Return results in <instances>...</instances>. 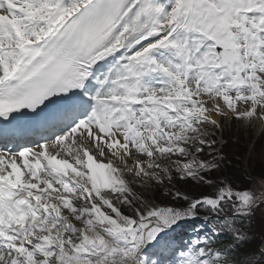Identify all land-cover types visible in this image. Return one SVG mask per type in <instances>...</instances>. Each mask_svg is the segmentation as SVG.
I'll list each match as a JSON object with an SVG mask.
<instances>
[{
    "label": "rangeland",
    "instance_id": "374dc122",
    "mask_svg": "<svg viewBox=\"0 0 264 264\" xmlns=\"http://www.w3.org/2000/svg\"><path fill=\"white\" fill-rule=\"evenodd\" d=\"M126 66H129L128 61ZM137 80L139 81V79ZM189 82L186 83V87H188ZM131 85L142 87L140 81L139 85L129 82V86ZM177 93L182 92L177 91ZM243 110L246 109L243 108ZM209 112L211 116H213L212 114L215 115L218 120L217 123L212 121V123L200 125L199 122H194L192 129L185 130V134L188 136L186 141L183 142L186 146V156L196 161V154L199 153L200 149H203L200 159L205 162V165L212 167L211 169H202L204 163L198 162L195 167L196 172L201 169V173L198 172V176L190 179L194 184H200V181L204 182V186H208L206 195L198 196L202 198H192V196L185 193L183 188L177 185L179 181L183 180L182 177L186 178V171H183L181 167L175 166L172 154L171 157L168 155L160 157V160L155 162L150 169L149 167L153 164V161L150 156H146V162L143 163V166H141L142 163L140 164L143 169L140 172L137 168L134 170V165L142 154L138 151H130L127 156L113 158L116 163L111 164L110 171L112 174L110 175H114L111 179H113V184L118 191L116 193L105 192V200H108L109 203H102L96 200L94 202L93 200L92 207L97 211L96 206H98L104 215V217L100 216L98 223L102 222L108 228H112L118 223H124L126 227L133 223L144 224L153 217L161 219L164 224L170 226L178 217L194 212L201 213V209H204L207 214L215 211L221 217L219 225L221 232L229 233L230 228H232L231 234L236 236L238 241L240 239L246 240L248 237L246 246L252 244L253 251L248 252L254 254V264H264V260L259 258V256H263L259 244L264 240V125L257 117L236 120L228 116V114L215 113L213 107L209 109ZM167 123L168 120L164 121L163 126ZM126 132L129 131L126 130ZM224 145L225 147H223ZM237 151L244 153L242 164L245 167H249V174L242 179L241 183L234 182L235 186L232 189L230 185H226V182L221 184L222 181L220 180L214 183L206 180L210 172H216V164L222 160L221 152L229 153L232 156ZM153 154L155 153L153 152ZM132 157H137L138 159L132 160ZM144 158L145 156L143 155V160ZM183 163L187 164V162ZM213 168L214 170L211 171ZM75 172L78 173L75 175ZM203 172H206V177L202 176ZM83 173H85L84 166L81 163H77L72 172L75 177L70 181L68 198L70 202L77 206L72 213H69L73 222L83 225L86 229L87 227H93L97 223V217L93 215L89 208L84 189L79 181L80 175ZM260 200H263V202L255 205ZM59 205L67 213L73 209L71 205L66 206L63 203H59ZM199 205H201V208H197ZM87 208L90 210L89 213L87 211L80 213L81 210ZM223 214L231 215L232 218H226ZM233 218H239V220H234ZM104 220L108 223H105ZM193 228H199V226ZM67 229L69 230V228ZM196 233L200 234L197 237H207L206 234L200 231H196ZM160 234L157 232L148 241V243L150 242L148 245L151 246L154 238L160 236ZM90 236L92 237L93 245L95 238L93 235ZM69 239L71 240V238ZM189 241H191V244L188 243ZM173 242L175 248L163 264H204L203 255L207 256L208 251L206 245H199L195 237L177 241L174 237L168 238L166 245L157 249L160 252L155 257L157 259L152 261L153 264L160 262V257L169 251V247H172ZM44 243L50 247L57 245V242L53 241V239L52 241L44 240ZM223 243H226L227 246L229 245L227 241ZM100 245L108 246L106 243ZM126 245L125 248L127 249H136L135 246L126 247ZM239 247L240 245L238 244ZM87 250H90V248L82 249L81 251L85 252ZM186 252L188 253V258H186ZM125 253H128L127 250ZM224 253L229 254V252ZM134 255L137 254L134 253L133 256H130L131 260ZM49 261L53 264V259ZM60 263L66 264L67 262L60 261ZM125 263L127 262H121V264ZM212 264H220V257L215 256ZM223 264H233V261L226 256ZM242 264H247L244 257Z\"/></svg>",
    "mask_w": 264,
    "mask_h": 264
},
{
    "label": "bare ground",
    "instance_id": "6f19581e",
    "mask_svg": "<svg viewBox=\"0 0 264 264\" xmlns=\"http://www.w3.org/2000/svg\"><path fill=\"white\" fill-rule=\"evenodd\" d=\"M88 1V0H86ZM139 5L130 15L127 24L124 26V29L121 33L117 35V39L114 42V46H117L118 54L121 55L123 58H125L126 62L128 61L129 66H131L136 58L137 55L149 48H151L155 43H157L158 39L160 37H163L167 34V31L169 30V18H167L168 13L175 8L177 5L180 4L181 0H164L162 4H159L157 0H136ZM42 0H24L22 3V6L20 9L23 12L22 16H16L10 14L8 11H6L4 8L0 9V45L4 47L3 53L0 55V71L4 75H8L12 68L15 66L18 58H17V48L22 43L23 39H34L37 36L42 37L43 35H46L49 31L53 29V25L56 23H61L63 19L66 17V6H62V8L57 11L56 7H52L49 3L47 6L43 9L41 7ZM80 2H76L74 4L75 8H78ZM19 7H13V9H18ZM33 8H42L43 13L45 15H48L50 18V25L47 29L43 28V25H46V21L41 20V23H37L36 21L30 20L28 18V14ZM143 23L144 24V30L138 29V24ZM11 27H15L16 31L12 32L10 31ZM143 31H146V34H143ZM126 53V56L124 54ZM109 65V64H106ZM105 67V65H102L101 67L97 68V76H101L103 74L102 69ZM122 67L125 69L128 66H126V63L122 65ZM131 76V74H128L124 77ZM264 80V78H263ZM131 84L139 85V81L135 79L131 82ZM129 87L128 83L121 82L120 88L121 91L124 92ZM133 95L126 94L122 97V100L125 102H128L130 100H133ZM216 97H211L210 102L215 103ZM209 117L211 118V121H214L217 123V118L213 117L209 114ZM130 131L129 129H127ZM50 133L54 134V131H51ZM116 131L111 130L109 131V135L115 136ZM98 134L95 133H89L86 136H97ZM64 136H60V138H63ZM116 141L119 145L124 143V138L120 135H116ZM42 149H46V147L38 145ZM56 146H53L50 150L46 151L42 154V156L38 159L36 157H32L33 160V166H32V172L43 181L44 184L47 182L50 183V181H47L45 174L43 172V168L45 166V163H51L52 161V150ZM26 149V148H25ZM34 148H27L23 152H21V148H15L11 147L10 150L7 152L11 158L16 157H28ZM110 161H108L105 165L106 170L109 174H112L110 169L112 167V161L115 162V160L111 157H108L109 155H105ZM36 159V160H35ZM132 160L138 159L137 157H132ZM9 164L5 161H0V172H4L8 169ZM10 171L16 176L19 173V170L17 167L10 168ZM40 196V202L42 203V208H46L47 211L43 212V217L46 219V221L40 226V223L37 224L31 223L27 226V233L35 232V234H40L41 236H44L45 241H56L59 240V242H65L66 238H71V240H83L85 243L90 245V249H93V251H97V253H110L111 248L106 245H99V247H94L92 245V237L90 235L91 232L87 231L83 227V225H78L76 222H73L70 214H64L65 224L67 228H69L70 233L59 235L57 230V215L59 214L57 211V208L55 204L53 203L52 199L49 198L46 194H43L41 192L38 193ZM145 223L143 226V229L150 228V224ZM113 228L121 229V228H127L124 223H118L115 224ZM43 230H46V235H43ZM74 232V233H73ZM26 234V233H25ZM63 239V240H60ZM9 246V245H8ZM12 247L16 248V250L22 255L24 253V249H21L20 241L17 239L14 244H12ZM136 255H134L133 258H135ZM15 264H23L16 262Z\"/></svg>",
    "mask_w": 264,
    "mask_h": 264
},
{
    "label": "trees",
    "instance_id": "16d2710c",
    "mask_svg": "<svg viewBox=\"0 0 264 264\" xmlns=\"http://www.w3.org/2000/svg\"><path fill=\"white\" fill-rule=\"evenodd\" d=\"M223 147H225V145ZM220 155L222 156V160L217 163L216 172L212 170L213 172H210V174H208L207 177H206V173H204L203 176L206 177V180L211 181V183H214L215 181H219V180L222 181L221 184H224V182H226V185H230L233 189V187L235 186L234 182L238 184L241 183L242 179L248 176L249 174V167H245L242 164L243 162L242 157L244 153L237 151L234 152L232 156H230L229 153L221 152ZM177 185L183 188L185 193L192 196V198L194 197L202 198L198 196H204L207 194L208 191V186L207 185L204 186V182L202 181H200V184H194L191 182L190 179H183L182 181H179ZM252 248H253L252 244L247 246L244 245L242 247V251L252 252L253 251Z\"/></svg>",
    "mask_w": 264,
    "mask_h": 264
},
{
    "label": "water",
    "instance_id": "95a60500",
    "mask_svg": "<svg viewBox=\"0 0 264 264\" xmlns=\"http://www.w3.org/2000/svg\"><path fill=\"white\" fill-rule=\"evenodd\" d=\"M260 250L264 253V241H263L262 244L260 245Z\"/></svg>",
    "mask_w": 264,
    "mask_h": 264
}]
</instances>
